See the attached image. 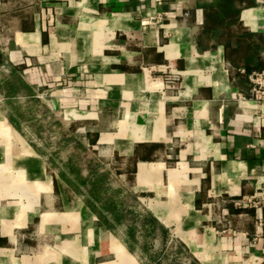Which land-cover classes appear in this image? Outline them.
Masks as SVG:
<instances>
[{"label": "crops", "instance_id": "crops-1", "mask_svg": "<svg viewBox=\"0 0 264 264\" xmlns=\"http://www.w3.org/2000/svg\"><path fill=\"white\" fill-rule=\"evenodd\" d=\"M260 71L264 0H0V264H264Z\"/></svg>", "mask_w": 264, "mask_h": 264}, {"label": "rangeland", "instance_id": "rangeland-1", "mask_svg": "<svg viewBox=\"0 0 264 264\" xmlns=\"http://www.w3.org/2000/svg\"><path fill=\"white\" fill-rule=\"evenodd\" d=\"M83 152V151H82ZM88 152L86 153H82V155H75L72 157L71 160H73L75 163L76 161L79 162L80 159H82L83 157L86 158L88 157ZM89 159V158H87ZM91 160V158L89 159ZM72 161L71 164H68L67 166H64V170H66L73 178H75V184H77L79 187H83L85 189H89L90 191L93 190V182L91 179H85L83 178L85 176V173L88 174H92L93 170H95V166L91 163H82L80 162L79 164L75 165V163ZM74 164V165H73ZM103 180H100V183H102ZM92 198V197H91ZM105 204L106 206L109 208L110 206L109 204V198H106L105 200Z\"/></svg>", "mask_w": 264, "mask_h": 264}, {"label": "built area", "instance_id": "built-area-1", "mask_svg": "<svg viewBox=\"0 0 264 264\" xmlns=\"http://www.w3.org/2000/svg\"><path fill=\"white\" fill-rule=\"evenodd\" d=\"M251 79V94L256 100H264V71L253 73ZM245 203L250 207H259L264 203V195L259 198H246Z\"/></svg>", "mask_w": 264, "mask_h": 264}]
</instances>
